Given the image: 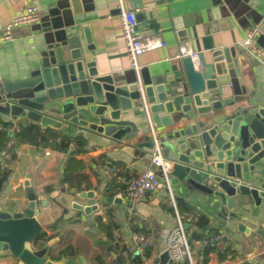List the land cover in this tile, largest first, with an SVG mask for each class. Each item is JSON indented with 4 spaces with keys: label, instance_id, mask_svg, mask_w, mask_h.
I'll return each mask as SVG.
<instances>
[{
    "label": "crops",
    "instance_id": "1",
    "mask_svg": "<svg viewBox=\"0 0 264 264\" xmlns=\"http://www.w3.org/2000/svg\"><path fill=\"white\" fill-rule=\"evenodd\" d=\"M29 2L38 5L41 20L33 26L14 28L10 40L0 41V82L30 78L41 63L47 35L54 33L60 39L77 36L86 59L94 60L100 74L121 77L124 82L136 79L138 75L131 67L122 37L120 0H78L76 4L72 0H0V34ZM123 5L128 10L137 9L139 29L145 35L158 34L167 43L166 47L147 51L138 59L142 68L147 67L154 78L167 79L170 85L174 82L171 80L179 77L182 59L178 55L185 43L204 53L208 60L212 59L213 50L234 47L242 76L235 74L232 77L229 73L222 76L225 81L223 98H246L242 94L244 87L252 97L264 99V63L250 55L242 44L248 28L260 24L264 0H123ZM84 27H88L91 35L90 48L85 40ZM123 118L141 129L140 134L118 141L88 128L66 123L60 129L43 128L40 123L24 116L14 120L0 113V127L32 125L45 134L42 137L32 132L27 141L18 143L0 129V163L6 155H11L6 175L12 176L11 180L5 178L0 190V209L14 212L27 206V193L19 187L25 181L27 169L34 159L38 162L31 184L40 200L52 201L64 191L69 193L82 188H71L62 178L64 160L70 153L69 148L61 147L66 136L82 138L76 157L85 163L82 173L87 179L83 187L93 190L97 200L106 201L113 196L107 191V169L110 165L119 167L126 180L136 177L150 165L142 160L137 145L142 136L147 139L151 135L147 117L144 114L138 117L132 112ZM160 131L166 130L162 128ZM121 187L126 185L122 183ZM172 196L178 212L196 213L198 219L203 216L209 221L204 228L196 225L198 220L186 224L195 264H247L248 260L264 264V236L255 230L250 233L239 231L233 220L221 216L216 200L209 202L208 197L190 189L182 181L171 183L170 189L165 187L137 204L125 198L123 204L102 203L91 214L69 209L60 219L72 222L61 225L58 230L72 234L73 243L80 249L85 264H98V256L105 264H118L116 259H123L124 264H174L165 250L166 234L177 222ZM248 207L239 211L250 219L263 221L254 213L256 208L253 205ZM45 230L54 236L51 240H55L50 245L51 240L43 244L38 242L36 248L39 250L59 241V234L50 226ZM133 232H142L149 240L143 255L132 257L122 242L124 235L130 236ZM103 235L117 247L116 250L102 238ZM216 236L222 237L223 247L211 244L209 260L204 263V250L210 247V241ZM107 246H111L112 250ZM18 263V258L10 252L0 254V264Z\"/></svg>",
    "mask_w": 264,
    "mask_h": 264
},
{
    "label": "water",
    "instance_id": "2",
    "mask_svg": "<svg viewBox=\"0 0 264 264\" xmlns=\"http://www.w3.org/2000/svg\"><path fill=\"white\" fill-rule=\"evenodd\" d=\"M257 26L261 31L257 41L264 47V14ZM84 36L90 48L88 27ZM211 58L204 53H199L198 60L183 58L180 75L169 79L174 81L170 85L167 79L154 78L147 67L141 70V82L138 76L124 82L121 77L100 74L94 60L86 59L77 36L60 39L50 34L41 63L30 78L0 82V113L14 120L24 116L43 128L60 129L64 123L88 128L118 141L141 132L123 117L144 114L150 129L152 123L159 134L162 154L170 163L171 183L182 181L209 202L216 200L221 216L233 220L239 231L255 230L264 236V99L252 97L244 87L246 98H223L222 76H242L237 52L234 47L215 49ZM162 128L166 131L161 132ZM144 138L137 142L139 154L150 164L155 143L152 135ZM37 162L30 163L19 187L27 193V206L14 212L0 209V254L10 252L18 264H85L84 256L48 258L44 251L48 245L43 251L37 249L36 237L69 209L91 214L102 203L124 201L114 196L97 200L95 192L84 187L64 191L52 201L40 200L31 184ZM4 181L5 176H0V190ZM250 205L263 219L261 223L239 211ZM102 238L117 249L105 235Z\"/></svg>",
    "mask_w": 264,
    "mask_h": 264
},
{
    "label": "built area",
    "instance_id": "3",
    "mask_svg": "<svg viewBox=\"0 0 264 264\" xmlns=\"http://www.w3.org/2000/svg\"><path fill=\"white\" fill-rule=\"evenodd\" d=\"M119 9L122 23V37L124 39L126 53L130 59L132 69L136 71L141 82L142 66L139 63V57L147 51L164 48L167 46V43L158 34L145 35L139 29V22L136 16L137 9H126L123 5V0H120ZM40 20L41 15L38 5L35 2H29L4 26L3 31L0 34V41L10 40L14 28L24 25L33 26L39 23ZM260 33L259 26L248 28L242 44L250 55L264 63V47H262L257 41ZM178 57L180 59L189 57L193 60H198L199 52L190 44L185 43L181 45ZM0 129L8 134L13 140L16 139V134L21 130L20 126L16 124L4 125L1 126ZM151 135L155 143L151 163L146 169L140 171L136 177L126 180L119 167L116 165H110L108 167L107 176L109 178V183L107 185V191L112 193L114 197H121L122 199L127 198L133 204H137L165 187H168L169 189L171 188L169 177L170 163L162 154L160 137L152 123ZM47 154H49V152H47ZM10 159L11 155L8 154L1 161L0 168L2 173L9 170ZM159 170H161V176L159 175ZM11 179L12 176L7 175V180ZM122 183L126 185L125 188L121 187ZM171 201L172 205L176 208L173 196ZM197 220L198 214L192 212L182 214L178 212L176 208L177 222L176 225L166 234L165 248L169 258L173 260V262H188L189 264H195L186 224ZM122 242L126 249L131 253L132 257L143 255L149 246V240L142 232H133L130 236L124 235L122 237ZM223 243L224 241L221 236H216L211 240L212 245L220 248L223 247ZM247 264L255 263L248 260Z\"/></svg>",
    "mask_w": 264,
    "mask_h": 264
},
{
    "label": "trees",
    "instance_id": "4",
    "mask_svg": "<svg viewBox=\"0 0 264 264\" xmlns=\"http://www.w3.org/2000/svg\"><path fill=\"white\" fill-rule=\"evenodd\" d=\"M32 132L36 134H40L42 137L45 136L44 131H41L39 128H36L35 126L28 125V126H22L21 130L16 134V140L18 143L20 142H25L28 140L29 136L32 134ZM33 133V134H34ZM82 143V138L81 137H76V138H71V137H64L61 143L62 148H69L70 153L69 155L65 158L64 160V165H63V171H62V178L65 183H67L71 188H81L86 182L87 177L85 176L84 173H82V170L85 166V163L78 159L76 155L80 152V149L77 147L78 144ZM74 145V148H71ZM7 173H4L5 178H7ZM3 173L0 170V176H2ZM100 219V217H98ZM72 222L71 220H63L60 219L55 225L50 226V229L55 231V233L59 234V241L50 246L48 249L45 250L47 252V255L49 258L52 260L60 261L63 259H68V258H79L80 257V249H78L75 244L73 243V237L72 234L69 231L65 232H59V228L61 225L65 223H70ZM209 221L207 218L200 216L196 225L200 228H204L208 225ZM54 236L49 235L46 230L41 232L37 237H36V242L42 243L49 241L53 238ZM97 240L100 242L104 241L101 238L97 237ZM210 247H206L204 250L205 254V261L204 263H207L209 260V253L212 249L211 241H210ZM109 250H112L111 246H107ZM98 264H105L103 260H101V257L98 256L96 258ZM116 262L118 264H124L123 259H116ZM174 264H189L188 262L184 263H179L175 262Z\"/></svg>",
    "mask_w": 264,
    "mask_h": 264
},
{
    "label": "rangeland",
    "instance_id": "5",
    "mask_svg": "<svg viewBox=\"0 0 264 264\" xmlns=\"http://www.w3.org/2000/svg\"><path fill=\"white\" fill-rule=\"evenodd\" d=\"M47 249V248H46ZM43 251V249H41ZM45 251V250H44ZM42 253V252H41ZM44 253V252H43Z\"/></svg>",
    "mask_w": 264,
    "mask_h": 264
}]
</instances>
